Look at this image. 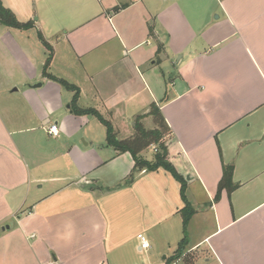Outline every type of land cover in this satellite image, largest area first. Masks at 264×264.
<instances>
[{"label": "crops", "instance_id": "1", "mask_svg": "<svg viewBox=\"0 0 264 264\" xmlns=\"http://www.w3.org/2000/svg\"><path fill=\"white\" fill-rule=\"evenodd\" d=\"M1 2L32 26L0 24V264L175 257L181 183L163 169L134 172L104 125L73 110L118 121L125 140L153 103L193 211L171 264H264V0ZM57 80L78 89L76 105ZM227 166L236 187L216 198Z\"/></svg>", "mask_w": 264, "mask_h": 264}, {"label": "trees", "instance_id": "2", "mask_svg": "<svg viewBox=\"0 0 264 264\" xmlns=\"http://www.w3.org/2000/svg\"><path fill=\"white\" fill-rule=\"evenodd\" d=\"M0 24L12 28V29H19V30H27L29 29L32 24L30 23H20L15 15L10 11L9 9H6L0 0ZM39 40L41 44L48 49L47 43L43 40L41 35H39ZM50 61V59H47V62ZM56 80V79H54ZM58 83H60L62 86H64L67 89L72 90L75 95L72 102V105H76L77 99H78V89L73 88L71 85L67 84L66 82L62 80H57ZM75 113L81 114V115H92L96 117L105 127L107 131V143L110 147H113V149L119 153H129L134 161V172L141 171L143 169L147 171H155L157 169H163L166 172H168L175 180L179 181L181 183V198L184 203V208L181 210L182 212V230H183V239L181 240L179 247L177 251L175 252V257L170 259L168 264H171L174 260L179 258L181 256V253L184 251L186 247V238H185V232L187 229V225L189 222L190 217L193 214V211L191 210L190 206L188 205L185 196H184V183L182 178L179 176V174L176 172L174 167L171 165V163L167 160L168 155V148L166 145V137L170 136V130L165 123L162 114L156 104H151L149 107L148 116L153 117L158 123V127L153 130H145L143 128L142 123L139 121L144 118L143 117H137L134 121V129L135 134L125 140H118L116 137V134L113 130L112 125L109 122H106L105 119L95 110L93 109H87V110H79L77 111L75 108H73ZM151 145H159L160 153L156 154L154 156V159L152 162H149L147 160H144L140 158L139 154L142 153L144 150H146ZM157 152V149H156ZM132 178V175L130 176ZM235 185L232 184V167L227 166L223 167V174L222 179L218 186V192L216 198L219 197L220 192L222 190L232 191L235 189ZM193 261L192 258L187 260L188 264H191Z\"/></svg>", "mask_w": 264, "mask_h": 264}, {"label": "rangeland", "instance_id": "3", "mask_svg": "<svg viewBox=\"0 0 264 264\" xmlns=\"http://www.w3.org/2000/svg\"><path fill=\"white\" fill-rule=\"evenodd\" d=\"M32 42H34V44H36V46L38 47V45H37L38 43H37L36 39L33 37V35H32ZM47 59H51V57L48 56ZM3 64H4V65H3ZM5 65H6V61H5V60L2 61V63L0 62V78L3 77V72L6 71ZM99 114H100V113H99ZM91 118H92V116H91ZM105 121H106V122H109L111 125L115 124L116 126H119V122H118V121H115V122H113V121H111V120L108 121L107 118H105ZM139 122L142 123L143 128H144L145 130L155 129V128L158 127V123H156V121H155V119H154L153 117H150L149 121L140 120ZM95 124H96L97 128H98L100 131L104 130V127H103L102 125H100V124H98V123H95ZM133 126H134V121H133V122H130L129 125H128V130H130V132L135 131V129H134ZM94 128L96 129V127H94ZM118 138H119V137H118ZM166 140H167V139H166ZM166 143H167V141H166ZM151 147H152V148H151ZM149 148H150V149L144 150V151L141 153L140 158H142V159L146 158V160L149 159L148 161H149V162H152L153 159H154V156H155L156 154H159V153H160L159 145H151ZM154 149H157V152H155ZM144 160H145V159H144ZM142 253H143V252H142Z\"/></svg>", "mask_w": 264, "mask_h": 264}, {"label": "built area", "instance_id": "4", "mask_svg": "<svg viewBox=\"0 0 264 264\" xmlns=\"http://www.w3.org/2000/svg\"><path fill=\"white\" fill-rule=\"evenodd\" d=\"M48 133L49 135L53 136V137H57L58 135V129H57V125L56 124H52L49 129H48ZM156 152V149H154ZM139 242H140V250L141 251H147L150 248L149 242L146 239L145 236H143L142 234H139L137 236Z\"/></svg>", "mask_w": 264, "mask_h": 264}, {"label": "water", "instance_id": "5", "mask_svg": "<svg viewBox=\"0 0 264 264\" xmlns=\"http://www.w3.org/2000/svg\"><path fill=\"white\" fill-rule=\"evenodd\" d=\"M40 86V84H36L35 86H33V87H39ZM15 91V90H14Z\"/></svg>", "mask_w": 264, "mask_h": 264}]
</instances>
